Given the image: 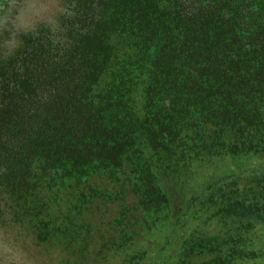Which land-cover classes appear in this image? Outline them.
<instances>
[{"label":"trees","instance_id":"obj_1","mask_svg":"<svg viewBox=\"0 0 264 264\" xmlns=\"http://www.w3.org/2000/svg\"><path fill=\"white\" fill-rule=\"evenodd\" d=\"M0 224L117 264H264V0H60L0 60Z\"/></svg>","mask_w":264,"mask_h":264},{"label":"rangeland","instance_id":"obj_2","mask_svg":"<svg viewBox=\"0 0 264 264\" xmlns=\"http://www.w3.org/2000/svg\"><path fill=\"white\" fill-rule=\"evenodd\" d=\"M60 0H0V60L11 54L22 33L41 28L55 29L59 20ZM259 231V228H257ZM29 232L0 224V264H117L105 254L99 257L85 249L80 257L71 255V246L53 247L35 242ZM99 240V239H98ZM97 240V241H98ZM8 242V243H7ZM83 245L86 242H82ZM264 243V242H262ZM11 244V246H7ZM264 246V245H263ZM80 247H77V249ZM82 248V247H81ZM83 249V248H82ZM101 249V247H100Z\"/></svg>","mask_w":264,"mask_h":264}]
</instances>
